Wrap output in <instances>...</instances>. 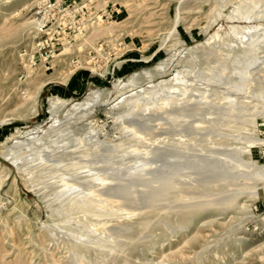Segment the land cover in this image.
Returning a JSON list of instances; mask_svg holds the SVG:
<instances>
[{"label": "rangeland", "instance_id": "obj_1", "mask_svg": "<svg viewBox=\"0 0 264 264\" xmlns=\"http://www.w3.org/2000/svg\"><path fill=\"white\" fill-rule=\"evenodd\" d=\"M0 264H264V0H0Z\"/></svg>", "mask_w": 264, "mask_h": 264}, {"label": "bare ground", "instance_id": "obj_2", "mask_svg": "<svg viewBox=\"0 0 264 264\" xmlns=\"http://www.w3.org/2000/svg\"><path fill=\"white\" fill-rule=\"evenodd\" d=\"M3 1H6V0H3ZM245 30H243V32H241V33H247V32H251V31H253L254 29H257V26L253 29V28H250V27H246V28H244ZM164 65V64H163ZM163 65L160 67H158L157 66V69H161V70H163L164 69V67H163ZM164 73V72H163ZM176 82L177 83H174V84H178V82H180L181 81V78L179 79L178 77L176 78ZM131 82H133V81H131ZM182 82V81H181ZM180 82V83H181ZM164 83H166V82H164ZM179 83V84H180ZM167 86V85H166ZM166 88V87H165ZM164 88V89H165ZM169 88H174V87H169ZM179 88V87H178ZM157 92V91H156ZM184 92V91H183ZM183 92H181V93H183ZM172 93V92H171ZM171 93H169V94H171ZM185 94V93H184ZM184 94L182 95V96H184ZM186 94H188V92L186 93ZM206 94V93H205ZM203 95V96H205L204 98H207L208 99V94L207 95ZM189 95V94H188ZM210 95V94H209ZM187 96V95H186ZM192 96H193V94H192ZM168 97H170V96H168ZM171 97H172V99H176L177 98V95H172L171 94ZM170 97V98H171ZM96 98H98V96H97V94H95L93 97H91V98H88L84 103H78V104H76L75 106H77L78 108H81L82 106H84V107H89V105H93L94 104V102H95V100H96ZM190 98V97H189ZM183 99H184V97H183ZM166 100H167V98H166ZM171 100V99H170ZM182 100V99H181ZM168 101V100H167ZM175 101H177V100H175ZM199 100H197V101H195V102H197V103H194V104H202L201 102H198ZM202 101H203V99H202ZM183 102V101H182ZM194 102V101H193ZM171 103V102H170ZM179 105H180V102H177ZM166 104H168V102H166ZM188 104V103H187ZM186 104V105H187ZM169 105V104H168ZM136 106H138V105H136ZM176 106H178V105H176ZM199 106H201V105H199ZM77 108V109H78ZM145 108H148V107H145ZM144 108V109H145ZM138 110V109H137ZM131 111V110H130ZM133 111V110H132ZM136 111V110H135ZM211 113V112H210ZM196 116V115H195ZM175 117V116H174ZM173 117V118H174ZM193 118V117H192ZM191 118V119H192ZM194 119V118H193ZM202 122V121H201ZM200 123V122H199ZM196 125V124H195ZM197 125H198V122H197ZM132 126L133 127H130V126H125V133H128V132H132L133 133V135H135V136H142L145 132V130H146V128H138V127H136L135 125H133L132 124ZM144 136V135H143ZM143 136H142V138H143ZM134 152V151H133ZM194 155V154H193ZM46 157V156H45ZM89 173V172H88ZM105 181H107V180H105ZM103 182V181H102ZM107 183V182H106ZM13 184V183H12ZM105 184V183H104ZM196 185V184H195ZM192 194V193H191ZM190 196H192V195H190ZM193 197H189V196H186L184 199H183V201H188V200H190V199H192ZM194 199V198H193ZM214 202V201H213ZM186 206V205H185ZM219 205L218 204H214L212 207L215 209V208H217ZM213 209V210H214Z\"/></svg>", "mask_w": 264, "mask_h": 264}]
</instances>
